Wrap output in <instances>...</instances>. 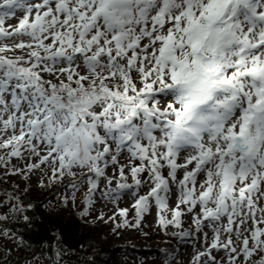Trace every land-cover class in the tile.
<instances>
[{
  "label": "snow or ice",
  "instance_id": "6c2138e0",
  "mask_svg": "<svg viewBox=\"0 0 264 264\" xmlns=\"http://www.w3.org/2000/svg\"><path fill=\"white\" fill-rule=\"evenodd\" d=\"M25 154L81 216L128 198L117 227L155 206L194 264H264V0H0V166Z\"/></svg>",
  "mask_w": 264,
  "mask_h": 264
},
{
  "label": "rangeland",
  "instance_id": "374dc122",
  "mask_svg": "<svg viewBox=\"0 0 264 264\" xmlns=\"http://www.w3.org/2000/svg\"><path fill=\"white\" fill-rule=\"evenodd\" d=\"M22 15V13L17 10V16ZM17 19L9 18L6 21L7 24H16ZM135 76V73H133ZM50 78V77H48ZM186 153H181V157ZM27 154H25V158L23 160L18 158H12L10 165L7 167L0 166V186H3L6 189L3 194H0V215L8 216L10 212L8 210V195L12 196L25 195L27 198H44L45 202L49 205L53 204L54 207H58L60 204H66L65 207H68V212L72 213L75 211H83L84 208V193L86 191L85 187H82L79 191L75 193V201L72 200V189L70 187H66L70 182V178L65 177L63 184L54 183L51 186H48L47 175H45V171H41L40 169H33L31 172L26 171V163H28ZM35 162V161H32ZM121 163H126V160L121 158ZM180 162H183L182 160ZM12 168L25 169V174L21 175L20 173L16 174H6L10 172ZM44 168V166H42ZM109 175L112 174L111 168L108 169ZM50 175V173H48ZM167 175V169L164 172ZM182 175L181 171H178V178ZM26 176V178H25ZM147 174H143V178H146ZM41 180L44 181L45 186H41ZM115 186V182H113V187ZM105 187V182L102 180L100 183V188L103 189ZM11 188L12 190H9ZM64 197H68L67 203L64 202ZM15 203V201H12ZM46 203V204H47ZM175 197H173L170 204L174 205ZM132 201L128 198L122 199L117 204L109 202L106 198L100 196L99 192H97L94 197V203L89 208V214L85 216V221L90 223H97L98 225L105 226L104 228V236L105 237H113L114 241H117V237H120V240H124L130 243L132 246H136L144 249H157L162 253V257L160 256H152L150 253L145 254V257L139 262V264H159L161 258H165L167 261L165 264H173V259L175 264H194V258L198 251H203L204 246L201 242H196L194 238L182 240L178 236L173 235L174 232L179 231L178 229L169 226V229L166 231H162L161 229H157L159 226L158 222V213L155 206L150 207L149 211L144 213L143 218L140 221L139 227L132 226H124L120 228L118 232H114L119 227H115V219H111L112 217H119V210L127 208L128 209V217L135 215V209L132 208ZM260 207H264V201L260 202ZM130 211V213H129ZM101 213L103 214V219H100ZM127 217V218H128ZM183 227L188 229L191 226L192 214H186L182 218ZM146 223V225L144 224ZM250 223V222H249ZM129 225H132L129 222ZM157 230L158 238L153 239V233ZM205 231L209 232V240L211 239V231L209 229H205ZM169 235V237H168ZM163 239L159 245L156 243L157 240ZM8 253H20V250L14 245L10 239L5 237H0V264H5V259H7ZM212 255L216 257L217 260L225 259V253L221 251H212ZM263 255V254H260ZM260 255L253 254L251 261H255L258 258L260 259ZM190 258V260L188 259ZM4 258V259H2ZM207 257H202L201 260H207ZM243 257L240 258V261L237 264H242ZM27 264H47V262H29Z\"/></svg>",
  "mask_w": 264,
  "mask_h": 264
},
{
  "label": "trees",
  "instance_id": "16d2710c",
  "mask_svg": "<svg viewBox=\"0 0 264 264\" xmlns=\"http://www.w3.org/2000/svg\"><path fill=\"white\" fill-rule=\"evenodd\" d=\"M5 190L0 186V194ZM18 196L26 207H32L23 214L10 212L7 219H0V237L10 239L20 250V253H8L5 264H27L31 261L47 264H139L145 254L163 256L157 249L132 246L120 240L119 236L117 241L113 237H105V226L86 222L85 216H81L82 210L69 213L66 204L54 207L42 197L35 199L25 195ZM25 215L29 217L28 220L24 219ZM124 219L120 215L116 217L115 227L123 224ZM127 220L134 224L135 215ZM157 229L165 230L158 226ZM5 232L7 235L3 234ZM153 236V239L158 238L157 230ZM162 241L163 239H159L156 243L159 245ZM258 260L259 258L255 261ZM166 261L161 258L159 264H165Z\"/></svg>",
  "mask_w": 264,
  "mask_h": 264
},
{
  "label": "bare ground",
  "instance_id": "6f19581e",
  "mask_svg": "<svg viewBox=\"0 0 264 264\" xmlns=\"http://www.w3.org/2000/svg\"><path fill=\"white\" fill-rule=\"evenodd\" d=\"M188 259L190 260V258L188 257Z\"/></svg>",
  "mask_w": 264,
  "mask_h": 264
}]
</instances>
